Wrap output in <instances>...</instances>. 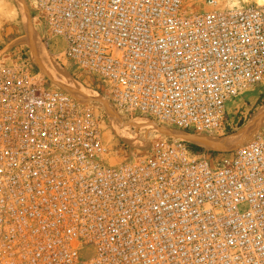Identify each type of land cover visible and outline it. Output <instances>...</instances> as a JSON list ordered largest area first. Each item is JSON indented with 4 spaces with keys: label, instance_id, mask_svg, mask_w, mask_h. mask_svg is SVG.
<instances>
[{
    "label": "built area",
    "instance_id": "built-area-1",
    "mask_svg": "<svg viewBox=\"0 0 264 264\" xmlns=\"http://www.w3.org/2000/svg\"><path fill=\"white\" fill-rule=\"evenodd\" d=\"M24 1L57 64L125 118L223 136L245 120L233 102L264 84V6ZM102 126L0 50V264H264V128L221 153L169 138L111 164Z\"/></svg>",
    "mask_w": 264,
    "mask_h": 264
},
{
    "label": "rangeland",
    "instance_id": "rangeland-1",
    "mask_svg": "<svg viewBox=\"0 0 264 264\" xmlns=\"http://www.w3.org/2000/svg\"><path fill=\"white\" fill-rule=\"evenodd\" d=\"M203 1L204 0H183V8L187 12H199L202 9ZM250 5L264 6V0H228L226 4L227 7H241ZM42 38L43 32L41 28L30 18L28 6L24 0H0V50H2V54L7 56H13V54H17L23 56V58H28L30 66L33 68V73L38 74L39 78L43 79V81L47 83V86L74 96L73 93L64 90V87H62L63 84L61 82L50 79V77L42 73L38 66H36L31 61L30 48L28 47L27 43L32 41L34 44L36 43V46L38 45V47H44L43 50L46 56L44 57L46 60V65L57 75H59V77L67 80V82H73L76 86L81 87L87 92L93 93V98L90 99V101L76 95L74 98L76 97L80 102H84L90 106H93L95 115L98 117H103L102 143L111 153V164L129 162L143 158L150 151L152 145L162 139L170 138L179 140L175 137L176 134H174L177 131H171L168 128L158 125L152 120H148L153 123V126H155H152L151 129H147L145 127L139 129L134 128V126L139 124V122L140 124L146 123V119L138 117L125 118L121 114L115 112L106 102L104 96L94 88L92 82L89 79L85 78L83 75L74 74L73 69L65 61H63L62 64L60 63L61 65L57 64L55 57L61 51L60 46H56V44L52 43L51 47L47 49L41 41ZM258 103L261 106H264V84L245 90L231 105V108L229 109L230 117L233 119L235 116H242V118L245 116V120L242 123L246 124L254 116L258 108L261 107L257 106ZM110 114H114L115 116L123 119L124 124L128 126L133 132L132 134L136 136L138 141L136 146L128 145L120 140L115 131L112 129ZM262 128H264V125H262L259 130ZM239 129L237 127L236 130H233L234 133L232 135L196 136L205 138L207 140L216 141L217 139L218 142L223 141L225 144L234 143L237 141L240 143V145L237 147H240L246 142H243L241 138L237 139V137H233L234 134L236 135L238 133ZM231 136L232 138H230ZM252 137H250V139ZM183 142L187 146L191 145V143H187L185 141ZM198 147L202 148V150L199 152L204 151L209 154H211L212 151L216 153L228 151V148H223L224 150H211L208 147ZM223 157L225 156L221 154H215L214 156L215 159H221Z\"/></svg>",
    "mask_w": 264,
    "mask_h": 264
},
{
    "label": "bare ground",
    "instance_id": "bare-ground-1",
    "mask_svg": "<svg viewBox=\"0 0 264 264\" xmlns=\"http://www.w3.org/2000/svg\"><path fill=\"white\" fill-rule=\"evenodd\" d=\"M27 44H28V47L30 48L31 61L36 66H38V68L41 70L42 73L46 74L53 81L61 82L63 84L62 87H64V90H67V91L73 93L74 96L76 95L78 97H81V98H83L85 100H89V101H90V99L93 98V93L85 91L84 89L76 86L73 82H71L69 80H68L69 82H67V80H64L63 78L59 77V75H57L53 70H51L46 65V60L44 59V57H46L44 50H43L44 47H42V46L38 47V45L36 46V43L34 44V42H32V41H29ZM64 78H66V77H64ZM74 96H71V97L74 98ZM74 99L81 104H86L84 102H80L76 97ZM110 116H111L110 119L112 122V129L115 131L116 135L120 138V140H122L124 143H126L128 145L136 146V144L138 142L136 139V136H134L132 134L133 132L130 130V128L124 124L123 119L115 116L114 114H110ZM145 122L146 123H142V124H140V122H139V124L135 123L136 125L134 126V128L139 129V128L145 127L147 129H151L153 126V123H151L147 119ZM262 125H264V106L259 107L258 110L256 111V113L254 114V116L246 124H244L239 129L238 133L236 135L234 134L235 136L233 135V137H237V139L241 138V140H243V142L247 143V141L250 139V137H252L254 134H256ZM153 127H155V126H153ZM174 134H176L175 137L181 141H185L187 143L195 144L197 146L208 147L211 150H221L223 148H228V150L229 149L233 150V148H235V147L237 148V146L240 145V143L237 141L234 143L225 144L221 140H220L221 142H218L217 139H216V141L207 140L205 138L198 137L196 135L186 134V133H182V132H176ZM172 136H174V135H172ZM230 138H232V136Z\"/></svg>",
    "mask_w": 264,
    "mask_h": 264
},
{
    "label": "trees",
    "instance_id": "trees-1",
    "mask_svg": "<svg viewBox=\"0 0 264 264\" xmlns=\"http://www.w3.org/2000/svg\"><path fill=\"white\" fill-rule=\"evenodd\" d=\"M257 106H261L259 103L257 104ZM243 124H245V123H240L239 125H238V129L243 125ZM234 132L233 131H230V132H228L226 135H232ZM189 148H190V150H192L193 152H199V151H201L202 150V148H200V147H198V146H196V145H189L188 146ZM212 154H214V153H216V152H211Z\"/></svg>",
    "mask_w": 264,
    "mask_h": 264
},
{
    "label": "crops",
    "instance_id": "crops-1",
    "mask_svg": "<svg viewBox=\"0 0 264 264\" xmlns=\"http://www.w3.org/2000/svg\"><path fill=\"white\" fill-rule=\"evenodd\" d=\"M29 16H30V14H29Z\"/></svg>",
    "mask_w": 264,
    "mask_h": 264
}]
</instances>
